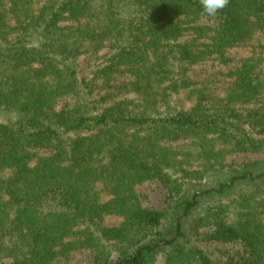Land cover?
<instances>
[{
    "label": "trees",
    "instance_id": "1",
    "mask_svg": "<svg viewBox=\"0 0 264 264\" xmlns=\"http://www.w3.org/2000/svg\"><path fill=\"white\" fill-rule=\"evenodd\" d=\"M260 37L264 0H229L215 16L200 0H0V264H57L77 252H91V264H151L161 251L163 264H215L179 241L204 197L180 196L192 171L179 158L217 156V142L256 148L233 124L264 136ZM231 49L250 56L207 104L188 73L209 59L225 67ZM84 55L95 65L80 77ZM185 139L186 153L172 145ZM263 177L264 162L204 193L251 187L218 205L209 232L193 233L241 243L224 264H264ZM154 180L173 200L168 239L164 212L138 191Z\"/></svg>",
    "mask_w": 264,
    "mask_h": 264
},
{
    "label": "rangeland",
    "instance_id": "2",
    "mask_svg": "<svg viewBox=\"0 0 264 264\" xmlns=\"http://www.w3.org/2000/svg\"><path fill=\"white\" fill-rule=\"evenodd\" d=\"M261 42L264 43V37H260ZM109 51L103 50L99 55L98 65L102 63V55ZM249 57L250 54L244 50H228L226 57L229 59L227 65L223 67L215 59L206 60L196 66L192 67V70L188 73L191 81L195 83L194 88L204 90L205 94L209 99L207 104L211 102L214 103L216 99L225 94V90L230 85L226 80L229 69H235L238 67V62L240 57ZM264 57V56H263ZM89 66L93 67L95 65L90 63L88 55H84L78 61V74L80 77L87 76ZM97 65V64H96ZM240 65V64H239ZM259 77H263L264 73V63L260 64L256 71ZM126 81V76H121L116 82L117 85L123 84ZM66 102H63L60 105V108L63 107ZM193 104H189L187 109L191 108ZM251 108H256L257 105L249 106ZM243 109L242 114L245 113ZM234 125V134L236 136H241L242 132H246L250 141L256 143L255 149L249 150H239L236 148H231V146L221 145L220 142L215 146L214 150H219L217 156L208 158L207 156L202 157V159L192 156H183L181 159V167H185L187 170L192 171L191 177L189 180H185L181 185L180 196L181 197H190L193 193L199 192L203 193L202 198L198 203V206L190 213L189 218L185 221L183 237L179 239L183 244L193 245L194 247L200 249L203 253L208 255L210 259L215 264H224L228 257H238L243 254V247L241 243H222L219 241H207L202 240L204 236L194 235L195 229L199 227V232H208V223L212 212L215 211L219 204H228L233 199H238L240 193L248 192L250 186L246 184L237 185L232 191L224 193L222 196L219 194H204L206 191H209L212 188L217 187L218 183L223 182L229 175L236 173L242 169H253L259 167V164L264 162V136L255 135L253 130L250 127L242 126L238 123ZM250 129L253 131H250ZM189 140H181L176 143H172L173 146H176L178 150L183 153L187 150H191L187 145ZM260 144V146H258ZM233 147V146H232ZM221 151V152H220ZM188 152V151H187ZM177 175V174H176ZM264 182V177L262 178ZM138 191L141 196V201L144 207L149 209H155L161 212H164L165 219L163 222L162 232L167 233L166 239L170 238L173 235L172 229V199L169 197L168 192L160 184V182L154 180L151 182H145L138 187ZM202 218V220H200ZM165 252V251H164ZM163 251L159 252L155 258L150 262L151 264H163L165 253ZM93 256L91 252H77L71 259L67 261H61L57 264H91Z\"/></svg>",
    "mask_w": 264,
    "mask_h": 264
},
{
    "label": "clouds",
    "instance_id": "3",
    "mask_svg": "<svg viewBox=\"0 0 264 264\" xmlns=\"http://www.w3.org/2000/svg\"><path fill=\"white\" fill-rule=\"evenodd\" d=\"M229 0H200L203 12L208 16H215L220 10L224 9Z\"/></svg>",
    "mask_w": 264,
    "mask_h": 264
}]
</instances>
